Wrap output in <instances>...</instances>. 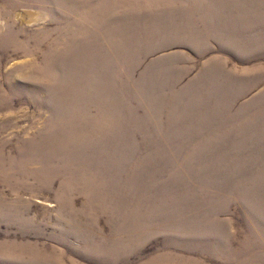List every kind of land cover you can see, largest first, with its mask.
<instances>
[{
    "label": "rangeland",
    "instance_id": "obj_1",
    "mask_svg": "<svg viewBox=\"0 0 264 264\" xmlns=\"http://www.w3.org/2000/svg\"><path fill=\"white\" fill-rule=\"evenodd\" d=\"M0 264H264V0H0Z\"/></svg>",
    "mask_w": 264,
    "mask_h": 264
}]
</instances>
